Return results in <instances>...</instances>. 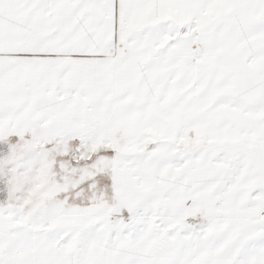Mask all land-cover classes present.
Segmentation results:
<instances>
[{
	"label": "snow or ice",
	"instance_id": "1",
	"mask_svg": "<svg viewBox=\"0 0 264 264\" xmlns=\"http://www.w3.org/2000/svg\"><path fill=\"white\" fill-rule=\"evenodd\" d=\"M0 264H264V0H0Z\"/></svg>",
	"mask_w": 264,
	"mask_h": 264
}]
</instances>
